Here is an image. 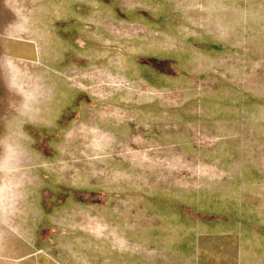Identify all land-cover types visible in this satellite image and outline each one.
<instances>
[{"label":"rangeland","instance_id":"374dc122","mask_svg":"<svg viewBox=\"0 0 264 264\" xmlns=\"http://www.w3.org/2000/svg\"><path fill=\"white\" fill-rule=\"evenodd\" d=\"M150 189L264 264V0H0V264H109Z\"/></svg>","mask_w":264,"mask_h":264},{"label":"crops","instance_id":"0c3cea01","mask_svg":"<svg viewBox=\"0 0 264 264\" xmlns=\"http://www.w3.org/2000/svg\"><path fill=\"white\" fill-rule=\"evenodd\" d=\"M155 74L152 69L150 85L163 86L155 80L166 78L158 74L154 80ZM133 198L126 214L118 209L116 198L101 205V215L111 213L115 224L119 221L120 233L111 234L124 237L104 250L109 264H250L251 258L260 257L261 252L253 250L250 236L238 225L231 228L221 222L188 219L181 197L150 189ZM204 240L212 241L211 245L204 246Z\"/></svg>","mask_w":264,"mask_h":264}]
</instances>
